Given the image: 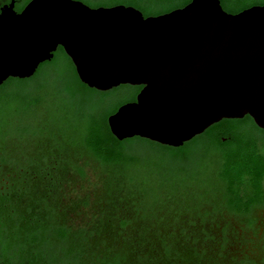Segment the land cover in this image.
Masks as SVG:
<instances>
[{
    "label": "trees",
    "instance_id": "1",
    "mask_svg": "<svg viewBox=\"0 0 264 264\" xmlns=\"http://www.w3.org/2000/svg\"><path fill=\"white\" fill-rule=\"evenodd\" d=\"M191 1L93 0L91 6H134L149 17L184 7ZM222 5L230 13H239L264 5V0H222ZM46 75L55 77L59 94L77 105L79 122L77 135L70 145L75 158L62 163L67 155L54 147L51 158L36 159V166L30 171L33 185L48 200L43 204L50 207L49 213L41 212L52 215L55 220L51 236L65 245L64 253L62 249L57 253L51 251L58 257L52 264L62 262L61 253H69L70 243V246L78 245L79 256L85 262L93 258L98 264H257L258 254L264 248L261 243L264 229L261 232L256 227L252 231V227H255L253 213L264 208V129L250 115L225 118L180 147L140 136L121 140L112 132L109 117L122 105L136 101L144 86L121 84L107 91L90 87L81 80L74 62L61 46L52 60L39 66L33 77H11L5 81L0 86V98L11 91L24 97L30 87H41L40 80ZM131 144L184 164L195 163L197 157L202 161L214 154L211 165L218 171L221 188L217 189L215 198L205 197L194 204L184 201L169 204L157 198L148 200L147 195L135 189L126 193L128 188L120 178L115 180V186H121L124 191H113L111 197L110 189L102 190L106 184L103 179L106 181L105 176L111 173H122L131 163L125 156ZM90 166L99 179L94 195L69 201L67 189L80 180L87 182ZM0 174L3 201L20 197L21 187L7 183L4 170ZM24 183L28 185L26 180ZM14 185L18 192H12ZM87 210L92 212V219L76 225L72 216L80 217ZM21 211L27 227V245L22 255L30 264H49L50 251L39 245V228L49 217L44 219V214L39 217L40 211L36 208ZM142 213L151 214L150 222H143ZM17 228L21 233L22 228ZM15 234L11 236L19 237L18 232ZM8 261L7 250L0 252V264H9Z\"/></svg>",
    "mask_w": 264,
    "mask_h": 264
},
{
    "label": "water",
    "instance_id": "2",
    "mask_svg": "<svg viewBox=\"0 0 264 264\" xmlns=\"http://www.w3.org/2000/svg\"><path fill=\"white\" fill-rule=\"evenodd\" d=\"M60 46L90 87L144 86L109 117L121 140L180 147L246 115L264 129V5L233 14L220 0H193L149 17L134 6L74 0H32L21 13L3 8L0 86L32 77Z\"/></svg>",
    "mask_w": 264,
    "mask_h": 264
},
{
    "label": "rangeland",
    "instance_id": "3",
    "mask_svg": "<svg viewBox=\"0 0 264 264\" xmlns=\"http://www.w3.org/2000/svg\"><path fill=\"white\" fill-rule=\"evenodd\" d=\"M38 74L41 73L36 75ZM57 81L55 77L46 75L40 80L41 87H30L24 93V97L18 96L17 91H11L6 97L0 98V170H4L7 174L4 175L6 182L10 181L21 187V196L18 198H9L4 202V197L0 195V224L3 225V228H0V252L7 250L9 264H30L21 253L27 245V227L23 222L21 210L36 208L40 211L39 217L44 214L41 210L49 213L50 207L45 205L48 200L43 199L40 189L32 182L33 173L30 171L36 166L35 163L38 161L36 159L51 158L54 147L65 151L67 156L62 159V163L75 158L74 148L70 145L75 140L76 130L79 127L76 117L77 105L59 94ZM125 156L131 160V163L126 165L124 171L106 175V181L103 179V183L106 184L102 185V190L106 187L108 191L110 189L111 197L113 191L123 190L121 186H115V180L120 178L128 188L126 193L135 189L147 195L148 200L156 201L157 198L160 202L168 201L169 204L183 201L194 204L196 200L202 202V198L205 197L215 198L217 189L221 188L217 179L218 171L211 165L215 159L214 154L203 158L202 161L197 157L195 163L184 164L160 152L147 151L145 147L131 144ZM88 172L87 182L80 180L67 189L69 201L79 200L81 196L94 195V188L99 184V179L93 167L90 166ZM25 180L28 185L24 183ZM12 192H18L15 185ZM85 213L81 214L82 217L72 216L76 225L85 221L87 223L92 219L91 211L87 210ZM88 215L90 216L87 218ZM51 216L44 214V219L49 218L46 219L44 226L39 228V245L51 253L48 254L47 259L49 264L58 258L53 253H57L60 249L64 253L65 248L64 244L58 243L51 236L50 232L55 221ZM150 218L151 214L142 213L143 222H150ZM18 226L22 228L23 237ZM16 232L19 237L15 236ZM12 234L15 235L11 236ZM70 244L67 245L69 253L65 255L61 253L62 262L55 264H81L80 262L98 264L93 258L92 260L87 258L89 261L85 262L79 256L78 245L74 247Z\"/></svg>",
    "mask_w": 264,
    "mask_h": 264
},
{
    "label": "flooded vegetation",
    "instance_id": "4",
    "mask_svg": "<svg viewBox=\"0 0 264 264\" xmlns=\"http://www.w3.org/2000/svg\"><path fill=\"white\" fill-rule=\"evenodd\" d=\"M31 1L32 0H0V13L2 12L3 8H7V7L12 8L17 13H21ZM74 1H79V2H82V3L92 7V8H95L94 6H91V3H92L93 0H74ZM220 1H221V4H222V0H220ZM180 8H183V7H180ZM176 9H178V8H176ZM169 12H171V11H169ZM166 13H168V12H166ZM163 14H165V13H163ZM233 14H236V13H233ZM253 216H254V219H255V225H254L255 227H252V231L254 229H256V227H258L261 230V232H262V230L264 229V208L260 209V210H256V212L253 213ZM261 243L264 246V236L261 237ZM261 250L264 251V248H261ZM263 251H261L258 254L259 255V257H258L259 261L257 262V264H264V252Z\"/></svg>",
    "mask_w": 264,
    "mask_h": 264
}]
</instances>
